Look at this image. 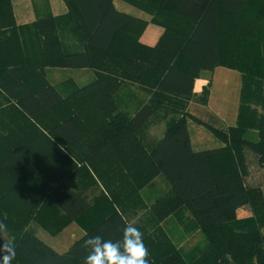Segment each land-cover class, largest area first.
<instances>
[{
  "label": "trees",
  "instance_id": "trees-1",
  "mask_svg": "<svg viewBox=\"0 0 264 264\" xmlns=\"http://www.w3.org/2000/svg\"><path fill=\"white\" fill-rule=\"evenodd\" d=\"M151 1L157 4L152 21L164 27L154 46L140 40L147 22L119 10L115 0H64L83 45L64 51L56 25H17L12 1L0 0V177L15 181L0 192V223L18 235L11 264H83L85 239L122 240L128 224L144 234L149 264H264V190L248 182L246 158L250 150L264 162V61L239 63L246 53L239 42L232 56L224 55L229 28L240 25L251 0ZM138 22L139 30L131 31ZM28 34L39 37L38 46H24ZM246 38L238 40L244 45ZM227 64L243 73V101L245 91L261 95V112L243 103L235 125L210 126L224 146L195 150L188 103L196 80L202 71ZM53 65L92 68L98 78L64 95L46 73ZM125 82L150 94L133 113L120 108L116 97ZM161 106L176 118L147 144L142 131ZM49 114L53 122L45 120ZM252 128L257 139L247 135ZM78 144L87 152H75ZM101 150L110 151V160H96ZM110 168L115 178L106 173ZM158 173L169 190L148 204L141 189ZM111 176L114 188L106 182ZM76 177L102 180L106 193L94 202L74 185ZM247 205L251 215L240 217ZM92 209H100L101 220L63 254L43 243L32 226L56 235ZM185 212L203 236L188 252L162 225L170 216L184 222Z\"/></svg>",
  "mask_w": 264,
  "mask_h": 264
},
{
  "label": "rangeland",
  "instance_id": "rangeland-1",
  "mask_svg": "<svg viewBox=\"0 0 264 264\" xmlns=\"http://www.w3.org/2000/svg\"><path fill=\"white\" fill-rule=\"evenodd\" d=\"M117 3L118 6L124 5V3L130 4L132 7L129 5L127 6L131 7L135 12H138V15H142L143 17L150 15L151 19L153 15L152 13L154 12L155 7H157V4L151 0H118ZM27 5L30 7L31 12L34 10L36 17L26 19H17L15 17L17 25H32L37 21H49V23L56 25L64 51L83 48V45L75 36L77 20H73L70 17L63 0H31L27 2ZM12 8L14 12L13 3ZM25 20H27V22H24ZM140 20L148 22V20L145 19ZM238 20L240 25L234 24V29L228 27L229 32L226 35L227 39L224 46L226 47V51L224 55H227V58L232 56L235 44L238 45L239 42L238 47H240L241 50L244 47L243 49L246 50V53L240 54L241 58L239 63L242 64L244 61L249 65H254L255 63L260 64L261 60L264 61V0H251L248 10L243 16H241V18H238ZM141 25L142 23H136L131 31H138ZM245 36L247 37V42L243 45L242 42L238 40V37H241L242 41ZM27 38L28 41L25 42V47L27 42V47L34 46V44L35 46L39 45L38 43L40 40L38 36L30 37L28 34ZM37 51L38 53L40 52V50L37 49L35 50V53ZM233 64L236 63L234 62ZM217 67L220 68L216 72L217 77L215 76L214 82L212 81L215 69L211 70V72H202L203 77L196 83V93H194L192 99L188 103V111L190 115L188 117V124L192 136L193 148L195 150L213 148L221 145L222 141L213 133L210 126L226 129L230 125H235L243 103H246V105H248L251 110L255 111L256 114H259L262 109V99L260 94L256 95L255 93V95H250V91H245L247 97L244 99L247 100L243 101L244 79L243 73L239 71V68L232 67L228 64ZM227 72L229 73L228 77L224 78L227 75ZM46 73L64 95L72 92L74 88L87 86L98 78L95 70L92 68H67L65 66L53 65L46 68ZM255 74L258 73L255 72ZM252 77V80H259L260 78L259 75ZM211 91H213L214 98L210 97ZM116 97L120 104V108L129 113H133L144 101L149 99L150 94L144 91L136 82H125L117 92ZM218 102L221 107L224 105V108L226 109V111H224L226 113H224V111L219 113V108H217ZM175 118L176 115L171 113L166 107H155L151 119L142 131L144 142L147 144L155 143L161 138V136H163L169 127L170 122ZM45 120L47 122H53L54 115L49 114L45 116ZM37 125L40 133H47L41 128L39 123ZM257 134V131L253 128L247 131V135L250 138L257 139ZM86 150L87 147L83 144H78L77 147L74 148L75 152L80 151L81 153H86ZM249 151L250 150L246 151L249 172H262L263 168L259 166L258 160L255 159L254 161L252 158H250V160L248 159L247 152ZM250 152L254 153L253 151ZM108 155H112L109 150H101L98 152V159L96 158V160L108 161V159L110 160ZM72 158L74 159V156H72ZM53 165L55 164L53 163ZM89 169L90 173H94L91 167H89ZM29 172L37 173L33 168L32 170H29ZM106 173H112V176L115 178L114 170H112V168L107 169ZM103 176L107 177L108 175L103 173ZM112 176L111 181L107 180L106 182L109 186L114 188L115 182H113ZM76 179L78 178L76 177L75 180ZM14 184V180L0 177V192L3 193V189L7 190L13 188ZM74 185L82 188L94 202L99 195L106 193L105 190L107 188L102 180H97L96 182L93 179L87 178L76 180ZM22 188L25 189L22 185L19 190ZM168 190L169 184L166 178L163 174L158 173L149 184L141 189V194L145 201L150 204L155 202L159 196L163 195ZM101 206H103V204H101ZM97 208H99V205ZM99 211L100 209H92L80 220L69 222L63 230L56 235H51L44 228L37 226L35 223H32V226L35 227L36 235L43 243L59 253H65L69 246L84 234L85 230L101 220L102 215L99 214ZM144 212L145 210L139 211L138 215L143 214ZM251 212V207L247 205L239 211V216L247 217ZM190 217L191 214L185 212L183 216L184 222H179L175 217L170 216L162 223L165 231L171 236L175 244L185 252L193 250L203 242L202 234L194 228V224L191 223ZM17 238L18 235L16 231L7 226L6 232H0V246H3L5 241L11 242L14 246Z\"/></svg>",
  "mask_w": 264,
  "mask_h": 264
},
{
  "label": "clouds",
  "instance_id": "clouds-1",
  "mask_svg": "<svg viewBox=\"0 0 264 264\" xmlns=\"http://www.w3.org/2000/svg\"><path fill=\"white\" fill-rule=\"evenodd\" d=\"M7 226L0 223V232H6ZM144 234L132 224L126 225L122 240H105L100 235L90 236L83 242L88 250L83 264H149L148 249L144 244ZM0 264H11L15 250L11 242L0 246Z\"/></svg>",
  "mask_w": 264,
  "mask_h": 264
},
{
  "label": "crops",
  "instance_id": "crops-1",
  "mask_svg": "<svg viewBox=\"0 0 264 264\" xmlns=\"http://www.w3.org/2000/svg\"><path fill=\"white\" fill-rule=\"evenodd\" d=\"M11 1L13 3V6H14V14H15V17L17 19L18 18L19 19H22V18L26 19V18H35L36 17V13L34 12V10H32V12H31L30 7L27 5V2H29L31 0H11ZM117 2H118V0H115V4H116V6H117V8L119 10H122V11L128 12L130 14H133L137 18L148 20V22L146 24V27L144 28L143 32L140 35V40H141L142 43H144L146 45H150V46L156 45L157 42L159 41L161 35L164 32V27L162 25L156 23V22H153L152 19H151V17H150V15L144 16V17L142 15H138L137 14L138 12H135L131 8L132 6L130 4L124 3V5H121L120 4L121 6H118V3ZM63 3L65 5V7H66V10L68 11V8H67L64 0H63ZM127 5H129L131 7H129ZM24 22H27V20H25ZM80 49H82V48H80ZM219 68L220 67L215 68L214 75H213V81L212 82L215 81L216 72L219 70ZM202 72L200 74V77L196 80V83H197L198 80H201V78L203 77ZM226 74L227 75L224 78L228 77V74L229 73L227 72ZM206 77H207V75H206ZM195 88H196V85H195ZM194 93H196L195 90H194ZM213 95H214L213 94V91H211L210 97L211 98H214ZM217 104H218L217 108H219V113L220 112H223L224 110L226 111V109L224 108V105H223V107H221L219 102ZM225 111H224V113H226ZM237 113H238V111H237ZM230 126H232V125H230ZM191 142H192V136H191ZM221 143H222L221 145L216 146V147H213V148H220V147L224 146V143L223 142H221ZM192 146H193V144H192ZM204 149H212V148H204ZM204 149H198V150H204ZM247 157H248L249 160H250V158L254 159V161H255V159L258 160L259 166H261L263 168V171L260 172V173H251V172H249V175L247 176L248 182L249 183L259 184V185L262 186V188L264 190V162L261 163L260 160H259V156L256 155V154H254V153H252V152H250V151L247 152ZM250 170H251V168H250ZM241 209H243V208H241ZM239 211H238V214H239ZM249 215H251V214H249ZM86 231L87 230H85V232H84V234L82 236L85 235ZM262 231L264 233V228L262 229ZM82 236H80L79 238H81ZM78 239H76L74 242H76ZM72 244L69 246V248L72 246ZM69 248H68V250H69ZM61 254H63V253H61Z\"/></svg>",
  "mask_w": 264,
  "mask_h": 264
}]
</instances>
